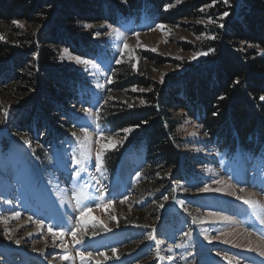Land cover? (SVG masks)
Wrapping results in <instances>:
<instances>
[{
  "label": "rangeland",
  "instance_id": "374dc122",
  "mask_svg": "<svg viewBox=\"0 0 264 264\" xmlns=\"http://www.w3.org/2000/svg\"><path fill=\"white\" fill-rule=\"evenodd\" d=\"M191 1L195 0H176L171 8ZM210 8L199 9L198 16L164 24L163 29L150 16L111 28L107 23L81 27L98 32L96 37L102 44L93 58L75 56L64 47L56 50L62 65L77 69L85 85L80 102L67 116L71 126L58 130L60 143H42L46 137L43 129H34L33 136L16 131L15 116L24 121L31 118L27 113L32 109L31 94L24 98L25 104H16L0 94V264H264V257L259 255L264 251V225L260 223L264 220V164L237 154L221 159L212 149H206L201 125L184 110L178 109L172 117L179 124L177 137L190 164L184 170L182 165L179 180L170 177L167 191L170 195L174 190L178 197L159 198L164 204L157 220L121 224L117 216L119 208V213L127 214L125 205L136 210L147 207H141L144 201L136 202L134 193L145 163L142 148L129 153L114 173L109 174L105 166L100 170L95 167L97 154H102L103 165L107 152L122 145L126 136L124 131L114 134L107 126L100 127V107L112 99L131 106L143 100L134 98L131 92H143L140 89L145 88L124 86L116 92L111 87L119 68L130 65L134 74L150 78L161 87L183 80L202 58L196 48L209 40V29L218 24L214 19L215 23H208ZM22 23L24 27L14 25L16 29L0 23V35L4 37L0 42L13 45L24 31L39 30V26ZM240 47L243 49L244 44ZM14 56L0 60V90L15 83L16 75L9 77L17 63ZM78 58L92 63H78ZM76 160L84 161L79 177L75 175ZM205 186L209 191L201 190ZM246 199L253 201V206L244 204ZM222 204L229 207L224 209ZM85 205L91 211L81 220L80 210ZM16 213L20 214L18 218H14ZM49 228L63 235L53 237ZM73 229L75 238L70 234ZM150 233L155 239H149ZM249 247L254 250L249 251ZM113 248L119 259L113 256ZM80 252L85 253L83 261L77 254ZM88 252L93 253L91 258ZM66 254L68 258L61 260ZM225 255L231 259H225Z\"/></svg>",
  "mask_w": 264,
  "mask_h": 264
},
{
  "label": "trees",
  "instance_id": "16d2710c",
  "mask_svg": "<svg viewBox=\"0 0 264 264\" xmlns=\"http://www.w3.org/2000/svg\"><path fill=\"white\" fill-rule=\"evenodd\" d=\"M175 2L0 0V23L4 27L14 29L13 20L39 26L37 31H24L13 45L0 42V60L14 53L17 62L9 76L16 75L15 83L2 86L0 94L16 104H25L24 98L31 94L32 109L27 112L31 118L24 121L15 116V128L30 136L34 129H43L46 137L42 143L60 141L62 135L58 130L71 126L67 116L80 101L79 92L84 86L78 70L62 65L56 50L64 47L75 56L89 58L100 49L102 39L96 37L98 32L82 30L83 26L95 23L113 26L125 19L138 21L143 16L170 25L211 6L208 18L218 24L211 26L208 34L218 38L196 48L198 53L208 55H202L183 80L161 87L150 78L134 74L130 65H123L111 87L116 92L124 86L145 88L143 92L130 91L134 98L143 99L144 104L129 107L112 99L97 113L99 125L107 126L114 134L132 129L125 134L127 140L122 145L107 152L104 166L109 173H114L130 151L144 149L145 164L134 193L136 202L144 201L141 207L146 204L147 207L136 210L125 205L127 214L119 213V208L117 216L121 224L157 220L164 204L159 198L175 196L174 190L170 195L167 191L170 177L174 175L179 180L182 165L184 170L190 164L177 137L179 124L172 117L178 109L201 125L206 149H212L222 158L230 159L237 154L264 161V101L260 100L264 96V0H229L231 7L223 0H216L214 5L213 0H195L180 8L167 7ZM225 11L230 15L220 21ZM248 44L253 49L247 48ZM148 57L155 59L152 55ZM18 68L22 73H14Z\"/></svg>",
  "mask_w": 264,
  "mask_h": 264
},
{
  "label": "snow or ice",
  "instance_id": "6c2138e0",
  "mask_svg": "<svg viewBox=\"0 0 264 264\" xmlns=\"http://www.w3.org/2000/svg\"><path fill=\"white\" fill-rule=\"evenodd\" d=\"M177 2L179 3L180 0H177ZM215 3H216V0H213V5H214ZM223 3H224L225 5L231 7V4H230L229 0H223ZM171 6H172V5H168L167 7H171ZM201 11H203V9H201ZM229 15H230L229 12L225 11V12L221 15L220 19H223L224 17H227V16H229ZM208 23L212 24V23H215V21L212 20L211 18H209ZM12 24L15 25L16 27H19V28H23V27H24V24H23L22 22H20V21H17V20H13V21H12ZM219 26H220L221 28L224 27L223 24H220ZM85 27H86V28H90L91 25H85ZM108 27L111 28V25H109ZM157 27H160L161 29L164 28L163 25H158ZM112 31L115 32L116 29H112ZM137 35H139V34L137 33ZM206 38H208V39H212V40H215V39H217L218 37H216V36H207ZM3 39H4L3 35H0V40H3ZM125 46H126V45H125ZM248 47H253V45H252V44H248ZM256 47H259V46L256 45ZM211 51H214V49H212ZM197 55H208V53H207V52H201V53H198ZM194 58H195V57H194ZM77 62H78V63H82V64H90V63H92V61H90V60H87V59H80V58L77 59ZM117 63H119V61H117ZM161 82H163V78H161ZM109 83H111V80H109ZM235 83L239 84V80H236ZM97 87H102V86H101V85H97ZM135 90H136V89L134 88L133 91H135ZM150 90H151V89H148V91H150ZM140 91H145V89H140ZM221 99H223V97H221ZM260 100L264 101V96H261V97H260ZM141 103L143 104L144 101L142 100ZM129 107H131V105H129ZM3 111H4V116H5V118H7V116H8V111H7L6 109L3 110ZM214 115H215V113H214ZM144 123H147V121H145ZM137 127H138V125H137ZM82 130H83L84 133H85V137H87V135H88V130H87V128H84V129H82ZM123 131L127 133V132H131L132 129H131V128H127V129H123ZM98 134H99L100 136H103V131L98 129ZM124 139L127 140V137L125 136ZM24 143L27 144L28 141L25 140ZM81 163H84V161H82V160H76V161H75V164H76L77 169H78V170L75 172V175H76L77 177H79V175H80V172H79V166H80ZM102 166H103V165H102V154H101V153H98L97 156H96V164H95V167L97 168V170H100V169L102 168ZM201 190L204 191V192H207V191H209V188H208V186H205V187H204L203 189H201ZM241 190H243V189H241ZM165 199H167V197H165ZM77 200H78V202H79V200H80V197H79V196L77 197ZM243 203H244V204H247V205H249V206H253V201H251V200H247V199H246V200L243 201ZM90 211H91V208H88L87 205H85L84 207H82L81 210H80V212H81L80 219L82 220L83 217H84V215H85V213L90 212ZM19 215H20L19 213H16V216H15L14 218H18ZM29 219H31V217H29ZM260 223H261L262 225H264V220H261ZM37 226H38V227L40 226L38 222H37ZM79 226H80V225H78V227H79ZM49 232L52 234L53 237H56V236H59V235H63L62 232H54V231H52L51 228H49ZM70 234L75 238V236H76V230L73 229V230L71 231ZM186 235H189V234L186 233ZM149 239H155V237H154L153 235H151V233H150V234H149ZM217 239H218V238H217ZM77 242L79 243V241H77ZM223 242L226 243L227 241H223ZM16 243L19 244L20 241L17 240ZM209 243H211V240H209ZM248 250H249V251H253L254 249H252L251 247H249ZM111 252H112L113 256H116V258L119 259V256L116 255V254H117V249L113 248V249H111ZM77 254L80 256V258H81L82 261L85 259V253L80 252V253H77ZM92 255H93V253H91V252H88V253H87V256H88L89 258H91ZM99 255L103 256V255H105V254H104V253H100ZM217 255L219 256L220 253L217 252ZM259 255H260L261 257H264V251L259 252ZM67 258H68L67 254H66L65 256H61V257H60L61 260H64V259H67ZM224 258H225V259H228V260L231 259V258L227 257L226 255H225Z\"/></svg>",
  "mask_w": 264,
  "mask_h": 264
},
{
  "label": "bare ground",
  "instance_id": "6f19581e",
  "mask_svg": "<svg viewBox=\"0 0 264 264\" xmlns=\"http://www.w3.org/2000/svg\"><path fill=\"white\" fill-rule=\"evenodd\" d=\"M221 202V201H220ZM224 203V202H223ZM225 203H227V202H225ZM223 206H225V207H222V208H224V209H226V207H229V206H226V204H222Z\"/></svg>",
  "mask_w": 264,
  "mask_h": 264
}]
</instances>
